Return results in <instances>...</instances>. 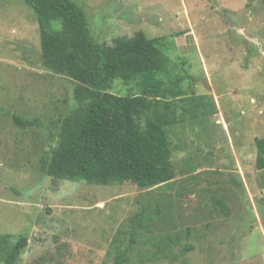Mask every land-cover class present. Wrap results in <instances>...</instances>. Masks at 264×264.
Returning a JSON list of instances; mask_svg holds the SVG:
<instances>
[{
	"label": "rangeland",
	"instance_id": "rangeland-1",
	"mask_svg": "<svg viewBox=\"0 0 264 264\" xmlns=\"http://www.w3.org/2000/svg\"><path fill=\"white\" fill-rule=\"evenodd\" d=\"M72 1L103 48L164 38L168 77L200 100L179 102L166 129L169 183L55 180L52 152L83 111L77 83L44 66L26 0H0V264L20 237L16 264H264V0ZM110 93L136 91L117 80Z\"/></svg>",
	"mask_w": 264,
	"mask_h": 264
},
{
	"label": "trees",
	"instance_id": "trees-1",
	"mask_svg": "<svg viewBox=\"0 0 264 264\" xmlns=\"http://www.w3.org/2000/svg\"><path fill=\"white\" fill-rule=\"evenodd\" d=\"M26 3L37 14L44 66L77 83L76 100L83 107L52 152L50 176L97 185L130 181L141 188L173 180L166 129L180 120L179 102L196 106L200 98L193 99L183 89L184 78L168 77V58L160 47L164 38L148 39L138 32L103 48L92 41L86 13L72 0ZM56 20L62 22L58 32L51 28ZM117 80L136 93L112 95ZM13 119L23 125L18 117ZM256 146L257 167L262 170L264 139H257ZM10 239L7 235L0 242ZM27 244L26 237L10 244L2 262L16 264Z\"/></svg>",
	"mask_w": 264,
	"mask_h": 264
}]
</instances>
